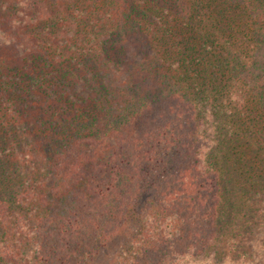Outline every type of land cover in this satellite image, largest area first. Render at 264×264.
<instances>
[{"label": "trees", "instance_id": "16d2710c", "mask_svg": "<svg viewBox=\"0 0 264 264\" xmlns=\"http://www.w3.org/2000/svg\"><path fill=\"white\" fill-rule=\"evenodd\" d=\"M260 216L264 0H0V264L261 261Z\"/></svg>", "mask_w": 264, "mask_h": 264}, {"label": "rangeland", "instance_id": "374dc122", "mask_svg": "<svg viewBox=\"0 0 264 264\" xmlns=\"http://www.w3.org/2000/svg\"><path fill=\"white\" fill-rule=\"evenodd\" d=\"M254 210H255V208H254ZM250 212L252 213V211H250ZM232 218H235V217H232ZM248 218L250 220H252L253 215H250V217H248ZM248 218L246 219V221L248 220ZM259 219H260L259 220L260 224H259V222H258V224L261 225L262 222H264V216H260ZM246 221L243 218L241 220L240 224L244 226V225H246ZM237 222L239 223V220H237ZM247 231L249 232V230L245 229V232H247ZM235 234H237V236L239 237V238H237V239H239L238 241H242V239H244V242H243L242 246L239 245L241 248L240 251L238 250L239 249L238 248L237 251L234 252L235 254H232V257L228 258L225 254L218 252V254L216 255V257L214 259H211V258H208V259L196 258L195 259L194 258V259L187 260L186 264H264V250H262V252L259 253V255L263 256V259L261 261L255 260L254 254H252V253H250L248 255V256H250V259H247V257L243 258L242 261L239 259V257L241 256L240 252L241 251L250 252V248H252L254 245L253 243L254 242L257 243L258 242L257 239H260V238H254V236L247 237V233H244L243 235H240L239 233H235ZM127 239H128V237H120L117 240H115V242L108 244L106 247H103V249L100 251L96 261H94L91 264H120V262H124L121 259V257L126 256V255L123 256V253L125 250H129L130 248H133L134 253L137 251L136 247L134 245L133 246L130 245V247L129 246L124 247ZM244 244H245V248L243 247ZM258 248L262 249L260 247H258ZM220 249H224V248H220ZM256 251L257 252H255V253H258V250H256ZM134 253H132V254H134ZM124 254H126V253H124ZM127 258H129L128 254H127Z\"/></svg>", "mask_w": 264, "mask_h": 264}]
</instances>
